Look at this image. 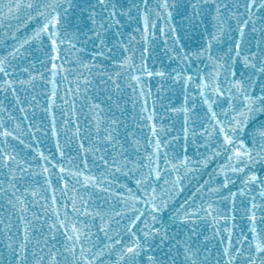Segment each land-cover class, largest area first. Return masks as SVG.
Segmentation results:
<instances>
[{
	"label": "snow or ice",
	"instance_id": "6c2138e0",
	"mask_svg": "<svg viewBox=\"0 0 264 264\" xmlns=\"http://www.w3.org/2000/svg\"><path fill=\"white\" fill-rule=\"evenodd\" d=\"M0 264H264V0H0Z\"/></svg>",
	"mask_w": 264,
	"mask_h": 264
}]
</instances>
